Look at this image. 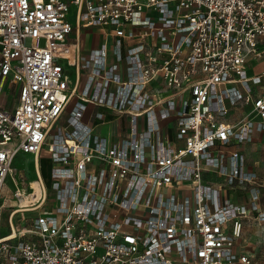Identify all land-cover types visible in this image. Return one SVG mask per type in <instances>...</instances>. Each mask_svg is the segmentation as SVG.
I'll list each match as a JSON object with an SVG mask.
<instances>
[{"label": "built area", "instance_id": "built-area-1", "mask_svg": "<svg viewBox=\"0 0 264 264\" xmlns=\"http://www.w3.org/2000/svg\"><path fill=\"white\" fill-rule=\"evenodd\" d=\"M261 60L264 0H0V193L19 153L41 188L17 187L36 215L11 216L0 264H263L242 224H264V182L231 148L264 133ZM107 115L115 138L94 130Z\"/></svg>", "mask_w": 264, "mask_h": 264}, {"label": "rangeland", "instance_id": "rangeland-1", "mask_svg": "<svg viewBox=\"0 0 264 264\" xmlns=\"http://www.w3.org/2000/svg\"><path fill=\"white\" fill-rule=\"evenodd\" d=\"M77 11V6L72 5L68 14V18L74 23V15ZM91 32V36H90ZM102 41V35L99 33L97 28L89 29V30H83L82 38H81V45L82 49L85 51H89L90 47H93L95 45L99 46ZM41 44H44V39H41ZM61 63L66 68L70 78L71 83L74 84V80L76 77V74L74 72V67L67 65V62L65 60H61ZM253 72H260L264 70V60H261L259 62H255L252 66ZM83 84V81L80 84L79 89H81V86ZM77 97L75 96L70 104H68L65 112L62 114V116L59 119V123H64L65 118L69 116V110L71 109V106L73 104L74 99ZM12 104V103H11ZM96 109H101L100 107L93 106V104H89V108L86 114V118L88 116L92 117L94 111ZM113 116L107 115L106 119H110ZM93 119V123L99 121L95 118ZM171 123L170 120H168V124ZM110 123L101 124L100 128L96 129V131H99L100 129L103 131L104 134H106L107 130L110 128ZM254 142L246 143V144H237L232 146L231 148H238L241 150H244L245 154L247 155V160L250 163H253L254 160L258 159V170L261 175V177L264 179V144L263 142H255L260 141L258 137H254ZM243 148V149H242ZM50 152L47 151V149L42 150V174L44 177V180L46 184L50 187L51 185V179H50V172H51V161L48 158ZM34 154L32 153H19V155L16 157L14 163H13V171L11 174L8 175L5 184L2 188V191L0 193V235L8 234L11 232L10 230V217L12 216V212H14L19 206L26 205L25 203H20V199L22 196L16 195V189L17 187H23L28 192L30 190L29 188V181L33 180V186L35 188V192L37 195L39 194L40 188L36 181V174L34 171ZM221 179V177H218ZM173 192L177 193L179 192L177 189H173ZM242 190L234 193L242 194ZM52 193V191H51ZM233 192H230V197H233ZM27 194V193H25ZM28 195V194H27ZM32 200V196L30 201ZM51 206V201L47 205V208ZM36 215V212H16L13 215V222L17 224V226H21L22 224H26L28 222L29 217H33ZM244 228L247 230V240L250 243V249L254 250L256 255L260 258L261 262L264 264V224L263 225H257L256 223L253 224L250 221H243ZM253 252V251H252Z\"/></svg>", "mask_w": 264, "mask_h": 264}, {"label": "crops", "instance_id": "crops-1", "mask_svg": "<svg viewBox=\"0 0 264 264\" xmlns=\"http://www.w3.org/2000/svg\"><path fill=\"white\" fill-rule=\"evenodd\" d=\"M89 29H93L92 27L91 28H86L85 30L87 31V30H89ZM83 30L84 29H82V31L80 32V40H79V42H80V46H81V50L83 51V52H88L87 50H83L82 49V45H81V38H82V33H83ZM90 36H91V32H90ZM73 37L74 36H72V39L70 40V41H73ZM71 46H73V45H71ZM97 45H95V46H93V47H90L89 48V50L90 49H92V48H94V47H96ZM89 104H91V103H89ZM89 104H88V108H89ZM93 106H95L94 104H93ZM87 114V113H86ZM240 115H241V111L239 110V108H235V109H233L232 111H231V113L226 117V120H228V121H232V120H234V119H238L239 117H240ZM85 120L86 121H88V122H90V123H92V124H94L93 123V119H92V117H90V116H88L87 118H86V116H85ZM106 123H110L111 125H110V128L107 130V132H106V134H104L103 133V131L100 129L98 132L101 134V135H106L107 137H110V138H115V132H116V130H117V123L114 121V120H111V119H109ZM106 123H104V124H106ZM100 126H101V124H99V125H97V126H95V128H94V130L96 131V129H98V128H100ZM255 137H258L259 138V140L260 141H255V142H263V144H264V133H256V135H255ZM254 142V141H253ZM238 149V148H237ZM243 149V148H242ZM241 150V149H240ZM242 152H243V154H244V156H245V159H246V168L247 169H249V170H255L257 173H258V175L260 176V178L262 179V181L264 182V179L261 177V175H260V173H259V170L257 169L258 168V164H259V160L258 159H256V160H254V162L253 163H250V162H248V160H247V155L245 154V152H244V150H242ZM38 157V156H37ZM48 158H49V156H48ZM50 159V158H49ZM41 160H42V152H41V157H40V159L39 158H37V162L38 163H40L41 164V167H40V171L42 172V162H41ZM33 162H34V159H33ZM43 175V174H42ZM219 179V178H218ZM220 180V179H219ZM238 191H241V190H238ZM40 192V191H39ZM230 192H233L232 194H233V197L231 198L229 195H230ZM235 192H237V190L236 191H231V189H228V188H226L224 191H223V195H224V197H229L231 200H233V201H235V202H244V195L246 194V191H243L242 192V194H239V193H237V194H235V196H234V193ZM40 194V193H39ZM38 194V195H39ZM10 219H11V217H10ZM12 220H13V215H12ZM243 224H244V222H243ZM253 224H255V223H253ZM258 225V224H257ZM245 226V225H244ZM244 226L242 225V237L244 238L245 236L247 237V230L244 228ZM259 226V225H258ZM4 235H6V234H4ZM0 236H3V235H0ZM242 237H240V238H238L237 239V241H236V247H239L240 249H243L242 247H241V245H242V242H241V239H242ZM246 246V245H245ZM250 243L248 242V244H247V246L245 247L246 249H248V250H250V251H255V249L254 250H252V249H250ZM255 253V252H254ZM256 254V253H255Z\"/></svg>", "mask_w": 264, "mask_h": 264}, {"label": "bare ground", "instance_id": "bare-ground-1", "mask_svg": "<svg viewBox=\"0 0 264 264\" xmlns=\"http://www.w3.org/2000/svg\"><path fill=\"white\" fill-rule=\"evenodd\" d=\"M73 55H74V47L73 46H71L70 47V49L68 50V56H70L71 58L73 57ZM72 141H74V140H72V139H70V142L71 143H73ZM39 156V155H38ZM37 158H39V157H37ZM36 181H37V183H38V185H39V188H40V184H39V182H38V180L36 179ZM39 193H41V188H40V192ZM30 199H31V195H27V194H23V196L21 197V199H20V203H25L26 205H23V206H27L28 205V203L30 202ZM24 208H21V206H19L14 212H13V215L16 213V212H20V211H22Z\"/></svg>", "mask_w": 264, "mask_h": 264}]
</instances>
